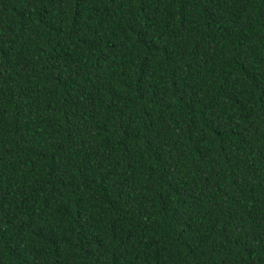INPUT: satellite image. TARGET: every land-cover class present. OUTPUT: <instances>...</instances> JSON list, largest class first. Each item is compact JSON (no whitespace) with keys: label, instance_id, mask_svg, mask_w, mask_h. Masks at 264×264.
<instances>
[{"label":"trees","instance_id":"obj_1","mask_svg":"<svg viewBox=\"0 0 264 264\" xmlns=\"http://www.w3.org/2000/svg\"><path fill=\"white\" fill-rule=\"evenodd\" d=\"M0 264H264V0H0Z\"/></svg>","mask_w":264,"mask_h":264}]
</instances>
